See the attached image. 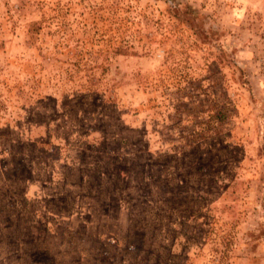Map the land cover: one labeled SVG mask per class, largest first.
Wrapping results in <instances>:
<instances>
[{
	"label": "rangeland",
	"instance_id": "obj_1",
	"mask_svg": "<svg viewBox=\"0 0 264 264\" xmlns=\"http://www.w3.org/2000/svg\"><path fill=\"white\" fill-rule=\"evenodd\" d=\"M0 264H264V0H0Z\"/></svg>",
	"mask_w": 264,
	"mask_h": 264
}]
</instances>
